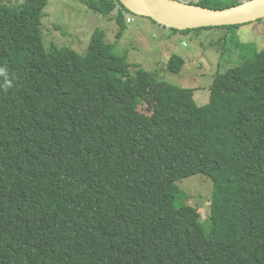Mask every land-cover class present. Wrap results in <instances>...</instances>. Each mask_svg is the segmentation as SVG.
Returning a JSON list of instances; mask_svg holds the SVG:
<instances>
[{"label": "trees", "instance_id": "16d2710c", "mask_svg": "<svg viewBox=\"0 0 264 264\" xmlns=\"http://www.w3.org/2000/svg\"><path fill=\"white\" fill-rule=\"evenodd\" d=\"M49 1L0 0V264H264V48L217 73L199 107L99 29L85 56L47 53ZM75 1L115 14L118 36L132 14L120 0ZM143 89L155 91L147 114L126 104ZM201 174L213 184L205 224L178 187Z\"/></svg>", "mask_w": 264, "mask_h": 264}, {"label": "rangeland", "instance_id": "374dc122", "mask_svg": "<svg viewBox=\"0 0 264 264\" xmlns=\"http://www.w3.org/2000/svg\"><path fill=\"white\" fill-rule=\"evenodd\" d=\"M220 1L225 5L231 0ZM0 7L4 6L0 4ZM113 16L115 14L102 16L94 13L75 0H50L41 20L44 48L47 53L55 48H69L85 56L92 32L99 29L105 33V41L114 46L117 55L127 54L128 63L140 65L158 82L193 90L199 107L209 102L210 87L217 73L225 72L264 48V19L237 27L180 32L130 14L118 36L120 27ZM173 56L184 61L178 74L170 72L167 67ZM135 69L133 67L131 71ZM154 96L155 91L151 89L134 90L126 99L127 107L147 114ZM120 97L121 94L115 95L116 103L107 105V114L122 108L117 105ZM178 187L188 197V203L197 208L201 223H207L213 193L211 179L203 174L196 175L181 180ZM207 225L204 226L208 232Z\"/></svg>", "mask_w": 264, "mask_h": 264}, {"label": "water", "instance_id": "95a60500", "mask_svg": "<svg viewBox=\"0 0 264 264\" xmlns=\"http://www.w3.org/2000/svg\"><path fill=\"white\" fill-rule=\"evenodd\" d=\"M120 0L132 14L169 30L188 31L210 27L240 26L264 19V0H248L225 9H209L177 0Z\"/></svg>", "mask_w": 264, "mask_h": 264}, {"label": "bare ground", "instance_id": "6f19581e", "mask_svg": "<svg viewBox=\"0 0 264 264\" xmlns=\"http://www.w3.org/2000/svg\"><path fill=\"white\" fill-rule=\"evenodd\" d=\"M125 2V4L131 8H134V6L127 0H123Z\"/></svg>", "mask_w": 264, "mask_h": 264}]
</instances>
